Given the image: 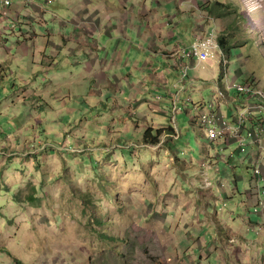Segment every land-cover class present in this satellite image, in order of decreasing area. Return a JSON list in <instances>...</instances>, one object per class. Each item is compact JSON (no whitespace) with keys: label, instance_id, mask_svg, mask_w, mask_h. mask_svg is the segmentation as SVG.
<instances>
[{"label":"rangeland","instance_id":"obj_1","mask_svg":"<svg viewBox=\"0 0 264 264\" xmlns=\"http://www.w3.org/2000/svg\"><path fill=\"white\" fill-rule=\"evenodd\" d=\"M81 1L0 0L12 12L0 31V264H255L236 249L263 244L264 256V210L249 206L250 193L264 202V163L256 177L238 143H210L197 117L231 104L220 88L232 99L245 82L264 91V0H193L179 33L224 36L230 53L214 48L178 75L133 35L96 36L101 52L65 41ZM157 1L180 14V0ZM145 62L178 92L187 81L183 99L168 101ZM157 95L163 114L142 101ZM169 126L177 136L143 144L146 129Z\"/></svg>","mask_w":264,"mask_h":264},{"label":"crops","instance_id":"obj_2","mask_svg":"<svg viewBox=\"0 0 264 264\" xmlns=\"http://www.w3.org/2000/svg\"><path fill=\"white\" fill-rule=\"evenodd\" d=\"M95 1L96 0H82L81 2L76 3L77 8L74 10V19L62 23V26H65L64 34L67 36L65 41H73L83 50H98L101 52L108 46L106 44L102 47V49L99 48L97 42L94 40L96 36L99 37V41H101V39H106L105 43H110L114 40L119 43L122 40L130 41L132 39L131 36L133 35L137 39H143L150 43L148 50L150 51L149 53L154 51L157 55H163L166 59L173 62V65L170 66L171 74H181L185 67H187L189 72L190 68L193 67L194 60L184 59L182 56L176 54L179 47H189L194 42L202 39V37H199L187 40L185 34L182 32L179 33L186 18L185 20L181 19L177 21L178 16H187V14L190 13V10H193L194 8L199 9V5H195L193 0L190 4L188 0H180L177 5L180 13L179 15H171L169 8L165 7V4L157 0H101L99 2L100 9H97L96 6H92ZM165 1L169 4L171 0ZM69 3L71 4V1H69ZM184 3H188L190 8L188 9L184 7ZM72 5L74 7V2ZM37 9L40 10L38 7ZM9 13L12 12H8L7 15L0 14V22H2L0 23V31H2V33L9 29ZM97 15L103 16L104 25H102L101 21L97 19ZM3 24L7 25L3 26ZM70 27L74 29H71ZM112 51L113 54L116 53V46L112 49ZM152 64L155 63L145 62L142 69L153 70L152 78L154 80L155 87L164 88L168 101L171 99L174 103V100L176 102L178 99H183L184 93H186L187 88L190 86L189 83H187V81L184 82L183 84H186L184 89L185 91L178 92L179 86L176 85L177 82L175 81L171 84V80H169L166 75L155 72L157 70V68H155L156 64ZM253 82L257 88L260 87V84H257L256 81ZM182 88L183 86L181 89ZM157 96L162 97V99L158 101ZM157 96H152L151 99H142V101H147L151 110L157 106L159 107L158 110L162 112L163 108L161 105H164V100L166 98L165 96ZM224 96L226 97V101L231 104L227 107V109L221 110V107L219 106L218 110L214 108V111H217L219 114L221 113L222 115H220L233 126H239L240 123L238 120L244 117L243 132L239 138L226 136L225 139L217 141L216 144L220 145L222 148H227V146L232 143H238L241 147L242 153L247 154L250 160L255 162L259 157V153L264 151V139H262L264 133L261 135L260 146L253 143V139L252 137H249V133H251L254 129H257L262 121L264 122V101L256 96H243L239 99H232L229 97L227 92L224 93ZM242 98L244 99L242 100ZM262 178L264 179V172ZM254 198L255 196L250 193L249 206L258 205V197ZM231 237L222 241L225 242V244H230L233 242ZM245 241V243H251L248 239H245ZM252 245L253 248L249 247V249H244L241 247L240 249H236V252L241 256V258H252L255 264H264V256L261 254L262 247L260 246L263 244H257L255 246V243H253ZM253 250L254 254H251ZM218 262H220V259H218Z\"/></svg>","mask_w":264,"mask_h":264},{"label":"built area","instance_id":"obj_3","mask_svg":"<svg viewBox=\"0 0 264 264\" xmlns=\"http://www.w3.org/2000/svg\"><path fill=\"white\" fill-rule=\"evenodd\" d=\"M2 3L5 6V8L11 5L10 0H2ZM6 10L7 9H4L2 14L7 15L8 12L6 13ZM218 38L219 37L218 35H216V33H211L208 36L198 40L197 42H194L189 47H184V48L179 47L176 51V54L179 56H182L184 59L199 60L200 62H208L211 59L215 58L213 49L220 48L219 43H218ZM226 62L227 61L225 59L224 62L222 61V64L226 65ZM183 71H185V74H187L188 73L187 67H185ZM235 88L239 94H242L244 96H256L264 101V91L257 88L253 81L239 84ZM219 92L221 96H224V93L226 91L220 88ZM161 99L162 97H158L157 100L160 101ZM174 103L176 104V102ZM156 107L157 106H155L153 110L155 112H158V108ZM210 108H211L210 112L209 111L200 112V115L197 117V119L200 120L202 130H204L206 134L205 137L210 142L215 143L217 141L225 139L226 136H232L235 138H239L241 136L243 132L244 117L238 120L240 123L239 126H233L219 113L214 111L213 105ZM263 133H264V122L262 121L259 124V127L257 129H254L251 133H249V137H252L253 143L258 144L260 146L261 145V135ZM262 163H264V157L259 156L255 161L256 177H259L261 175L259 165ZM258 205L260 207L262 206L264 210V202L259 201ZM256 211L258 210L256 209Z\"/></svg>","mask_w":264,"mask_h":264},{"label":"trees","instance_id":"obj_4","mask_svg":"<svg viewBox=\"0 0 264 264\" xmlns=\"http://www.w3.org/2000/svg\"><path fill=\"white\" fill-rule=\"evenodd\" d=\"M217 4L219 5V3H217ZM218 43H219V46H220L221 50L223 51V53L226 55H229L230 52H229L228 40L224 36H220L218 38ZM3 72H4L3 66H2V64H0V79H2V77H3ZM222 72H223L222 75L224 76V69L223 68H222ZM220 82H221V79H220ZM135 130H136V128L134 127V131ZM153 132L154 131L152 129H149V128L145 130V132L142 136V141L144 142L143 143L144 145H151V146L159 145L162 141L161 137H162L164 132H168L167 133L168 136H170L171 134L177 136L176 130L173 126H169L167 129L157 130L155 135ZM176 159H177V161L181 162V160H179L178 158H176ZM181 163H186V162H181ZM30 198L33 202H36L38 200L35 196H32V195ZM82 200L85 202V204L91 205L90 204L92 202L91 198L85 196L82 198ZM98 222H100V221H98Z\"/></svg>","mask_w":264,"mask_h":264}]
</instances>
